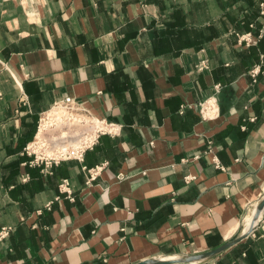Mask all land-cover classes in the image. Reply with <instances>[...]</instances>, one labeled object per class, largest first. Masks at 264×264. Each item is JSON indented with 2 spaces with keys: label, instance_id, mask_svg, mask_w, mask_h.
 Returning a JSON list of instances; mask_svg holds the SVG:
<instances>
[{
  "label": "crops",
  "instance_id": "crops-1",
  "mask_svg": "<svg viewBox=\"0 0 264 264\" xmlns=\"http://www.w3.org/2000/svg\"><path fill=\"white\" fill-rule=\"evenodd\" d=\"M66 97L118 132L31 164ZM263 196L264 0H0V264H264Z\"/></svg>",
  "mask_w": 264,
  "mask_h": 264
},
{
  "label": "built area",
  "instance_id": "built-area-1",
  "mask_svg": "<svg viewBox=\"0 0 264 264\" xmlns=\"http://www.w3.org/2000/svg\"><path fill=\"white\" fill-rule=\"evenodd\" d=\"M204 67V62L197 66L198 69ZM215 88L218 90L219 86L216 85ZM198 113L205 121L218 118L216 97L212 95L200 102ZM117 132L115 123L92 115L74 99L66 97L40 114L34 139L26 145L24 152L32 157L31 164L48 169L62 161H82L84 153L91 150L102 135H115ZM207 144L210 151L211 143ZM196 158V155L193 156V159ZM102 167H83L88 174L87 183L96 179ZM192 179V176L184 178L185 182ZM59 189L62 193L69 194L66 180L59 184ZM46 208H49V205ZM10 231V227H0V242L10 235Z\"/></svg>",
  "mask_w": 264,
  "mask_h": 264
},
{
  "label": "water",
  "instance_id": "water-1",
  "mask_svg": "<svg viewBox=\"0 0 264 264\" xmlns=\"http://www.w3.org/2000/svg\"><path fill=\"white\" fill-rule=\"evenodd\" d=\"M264 209V196L263 198L261 199V201L259 202V204L256 206L255 208V215H254V218H253V223L251 224L250 228L244 233V235H248L250 234L253 229L255 228L256 226V221L258 219V216L260 215V213L263 211ZM223 249V248H222ZM221 249H218L216 251H213L212 253H209V254H215L217 252H219ZM203 257V256H201ZM201 257H188L186 259H166V260H147V261H141L139 263H136V264H176V263H179V262H182V261H193V260H197Z\"/></svg>",
  "mask_w": 264,
  "mask_h": 264
},
{
  "label": "bare ground",
  "instance_id": "bare-ground-1",
  "mask_svg": "<svg viewBox=\"0 0 264 264\" xmlns=\"http://www.w3.org/2000/svg\"><path fill=\"white\" fill-rule=\"evenodd\" d=\"M251 226V225H250Z\"/></svg>",
  "mask_w": 264,
  "mask_h": 264
}]
</instances>
